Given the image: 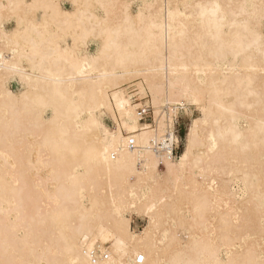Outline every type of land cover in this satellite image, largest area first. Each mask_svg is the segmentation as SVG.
<instances>
[{"label": "bare ground", "instance_id": "6f19581e", "mask_svg": "<svg viewBox=\"0 0 264 264\" xmlns=\"http://www.w3.org/2000/svg\"><path fill=\"white\" fill-rule=\"evenodd\" d=\"M0 264H264V0H0Z\"/></svg>", "mask_w": 264, "mask_h": 264}, {"label": "rangeland", "instance_id": "374dc122", "mask_svg": "<svg viewBox=\"0 0 264 264\" xmlns=\"http://www.w3.org/2000/svg\"><path fill=\"white\" fill-rule=\"evenodd\" d=\"M62 7L65 11H70L71 4L68 1H62ZM8 29H11L13 27V23L10 22L6 25ZM70 43V40L68 41ZM96 51V44L94 42H91L89 44L88 52L94 53ZM9 88L13 93H20L22 91V86L16 79H12L9 83ZM46 117H50V113L46 114ZM200 117V111L196 107V105L192 103H187V110H180L179 114H177L174 122V130H175V135L178 138V143L174 142V144H178L179 149L177 151V154L175 155L177 157L176 160H179L181 157L185 147H186V141H187V135L190 129V126L192 124L191 121L194 119H197ZM108 118V119H107ZM109 116H104L103 117V123L104 125L109 129L113 130L114 129V122ZM142 121V120H141ZM142 123H145L142 121ZM185 144V145H184ZM172 145V146H173ZM173 157V156H172ZM174 159V158H173ZM161 173L165 172L163 166L160 168ZM147 227V217L144 216L143 214H137L133 213L131 216V221H130V230L132 233H135L136 235H140L144 229ZM101 248V249H100ZM103 246L102 245H97V247L94 250L95 255H101ZM241 250L239 247H237V252ZM222 257L225 259V254L222 255Z\"/></svg>", "mask_w": 264, "mask_h": 264}, {"label": "built area", "instance_id": "2783aa9c", "mask_svg": "<svg viewBox=\"0 0 264 264\" xmlns=\"http://www.w3.org/2000/svg\"><path fill=\"white\" fill-rule=\"evenodd\" d=\"M129 93L132 95L133 97V100L136 102V103H141L142 106L139 108V115L141 117V120L143 122H146L148 124H152L153 123V111H152V107L151 105L149 104V99L148 98H145L143 99L142 101L138 102L137 100V91H136V87L131 85L130 86V89H129ZM132 148H136L134 146V144H131ZM179 149V146L177 145H173L172 146V155H173V158L176 160L177 157L175 156L177 154V151ZM142 258H139L138 259V263H141L142 262Z\"/></svg>", "mask_w": 264, "mask_h": 264}]
</instances>
